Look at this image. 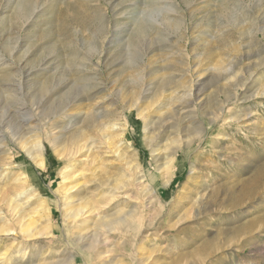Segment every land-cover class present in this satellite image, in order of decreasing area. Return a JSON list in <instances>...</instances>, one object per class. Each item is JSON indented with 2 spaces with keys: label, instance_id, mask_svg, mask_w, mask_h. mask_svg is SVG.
<instances>
[{
  "label": "rangeland",
  "instance_id": "obj_1",
  "mask_svg": "<svg viewBox=\"0 0 264 264\" xmlns=\"http://www.w3.org/2000/svg\"><path fill=\"white\" fill-rule=\"evenodd\" d=\"M144 2L0 0V264H264V0Z\"/></svg>",
  "mask_w": 264,
  "mask_h": 264
},
{
  "label": "bare ground",
  "instance_id": "obj_2",
  "mask_svg": "<svg viewBox=\"0 0 264 264\" xmlns=\"http://www.w3.org/2000/svg\"><path fill=\"white\" fill-rule=\"evenodd\" d=\"M158 1L159 0H146V2H144V4L145 5H148V4H153V5H157L158 4ZM143 12H141V14H142ZM173 13V10H172V8L171 7H167V6H165V5H163V7H153V10H152V12H150L147 16H148V18L147 19H152L151 20V22H152V24H155L156 26H158V25H164V24H166L165 22H164V19H162V21H159L158 19H160L161 18V14H165L166 16V20H168L167 21V23H170L172 20H171V18L169 17V16H171V14ZM145 16V15H144ZM146 16V17H147ZM146 18H143V21L145 20L146 21V23L148 24V25H152V24H150L151 22H150V20H149V22H148V20H147ZM141 18H140V16H138V19H134L133 20V24H135L136 25V27H137V32H139V34L140 35H143V34H145V32L147 31V28H151L152 26H146V24H144V22L142 21L141 22ZM120 29V28H119ZM123 29V28H122ZM160 29V28H159ZM165 30L163 29H161V30H159V32H158V34H157V39L158 40H161L163 43H166L167 42V39L165 38ZM165 34V35H164ZM128 56L130 57V61L132 60V58H131V56H132V54H128ZM89 59H85V61H87V62H89L88 61ZM75 62V61H74ZM127 63H128V61H127ZM89 65V64H88ZM88 65H87V63L86 62H84V61H81L80 62V64L78 65V68H77V73L78 74H82V75H84L85 76V72H89V70L87 69V67H88ZM78 80L79 81H84V84L81 86H79V87H81V88H86V83H88L89 81H91V78H85V77H83V76H79L78 77ZM27 116H25V118H26ZM12 119V118H14L15 120H16V124H15V129H16V131H15V133H14V135H18L20 132H21V129H22V127L24 126V124L27 122V120L26 119H23L24 117H22V116H17V115H15L14 116V113H12V114H10L8 117H6V119ZM31 117L29 116V119H30ZM6 119H4L3 121H2V123L6 120ZM9 122H10V120L9 121H7L6 122V126L7 127H9V128H11L9 125ZM24 123V124H23ZM172 126V125H171ZM195 133V132H194ZM193 133V134H194ZM191 134H192V132H191ZM60 139V136H55V137H53V142L54 143H56V141H58ZM71 147V146H70ZM80 149H81V147L79 146V145H77L76 147H75V149H74V151L73 152H71L72 153V155L74 156L75 154H77L79 151H80ZM177 150H179V146H175L172 150H171V158H166L165 157V162L163 163V169L165 170V175H166V177L167 178H170V176L172 175V167H173V164H174V156L177 154ZM33 159H35V157H33ZM39 165H40V167H42V165H43V161H39V163H38ZM170 181V180H169ZM92 209L89 207V206H87V202L86 201H80V203H78V204H76V205H70L69 206V212H70V216L74 219V221H77V219H81L82 217H83V215L85 214V213H87V212H89V211H91ZM92 212V211H91ZM90 212V213H91ZM245 213V212H244ZM232 218V217H231ZM81 221V220H80ZM119 223V221H117V222H114V224H118ZM81 225V224H80ZM6 232H8V231H6ZM40 235H45V236H48V235H50V231H47V232H45V233H40ZM8 237V236H7ZM83 238H84V236L83 235H78V237H77V240L80 242V241H82L83 242ZM27 249V248H26ZM20 253V252H19ZM25 254V253H24ZM143 260L144 259H140L139 260V262H140V264H143ZM17 262V261H16ZM241 264H247V263H241Z\"/></svg>",
  "mask_w": 264,
  "mask_h": 264
}]
</instances>
